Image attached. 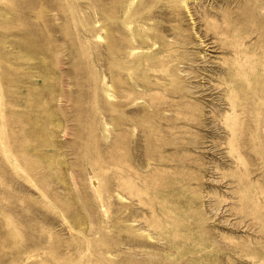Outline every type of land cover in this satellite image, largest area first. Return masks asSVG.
I'll return each instance as SVG.
<instances>
[{"label": "rangeland", "instance_id": "obj_1", "mask_svg": "<svg viewBox=\"0 0 264 264\" xmlns=\"http://www.w3.org/2000/svg\"><path fill=\"white\" fill-rule=\"evenodd\" d=\"M0 264H264V0H0Z\"/></svg>", "mask_w": 264, "mask_h": 264}]
</instances>
